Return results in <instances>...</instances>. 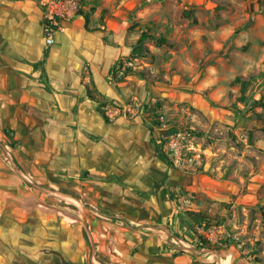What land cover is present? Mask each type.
Segmentation results:
<instances>
[{
    "label": "rangeland",
    "instance_id": "rangeland-1",
    "mask_svg": "<svg viewBox=\"0 0 264 264\" xmlns=\"http://www.w3.org/2000/svg\"><path fill=\"white\" fill-rule=\"evenodd\" d=\"M60 2L63 22L80 18L101 58L111 59L110 83L132 88L124 90L129 109L114 107L144 120L170 172L165 214L212 221L190 220L177 255L264 264V0ZM95 100L107 118L105 99ZM4 121L0 116V264H125L94 236L92 174L50 158L56 154L48 142L20 137ZM174 130L190 134L177 158L162 149ZM143 209L134 214L141 221L166 222L168 214L157 221ZM63 238V245L77 244L79 261L66 258ZM122 243L116 239V248Z\"/></svg>",
    "mask_w": 264,
    "mask_h": 264
},
{
    "label": "crops",
    "instance_id": "crops-1",
    "mask_svg": "<svg viewBox=\"0 0 264 264\" xmlns=\"http://www.w3.org/2000/svg\"><path fill=\"white\" fill-rule=\"evenodd\" d=\"M20 2L0 0V116L4 126L30 141L48 142L56 154L50 158L59 157L64 166L92 174L94 236L102 239L103 249L112 257L125 264H214L207 256L177 255L176 241L192 223L172 211L165 214L169 206L163 205L162 196L170 172L144 120L127 119L129 107L124 103L129 93L125 91L132 88L110 83L111 59L101 58L92 35L80 26V18L64 22L67 28L55 38L54 47L46 46L41 5L21 7ZM98 96L108 105L107 118L95 100ZM114 103L124 105L125 112ZM142 206L141 213L150 211L157 221L166 216V222L149 224L151 217L141 221L134 214ZM114 218L122 225H115ZM65 239L61 247L66 258L78 260L77 244L73 242L77 249L68 255ZM116 239H123L121 250L116 248ZM98 247L94 245L97 253ZM94 263L101 262L94 258Z\"/></svg>",
    "mask_w": 264,
    "mask_h": 264
},
{
    "label": "built area",
    "instance_id": "built-area-1",
    "mask_svg": "<svg viewBox=\"0 0 264 264\" xmlns=\"http://www.w3.org/2000/svg\"><path fill=\"white\" fill-rule=\"evenodd\" d=\"M41 7L43 9V23H42V35L44 44L46 46H52L55 43V38L63 34L65 26L63 19L67 16L62 13L64 10V4L60 0H41ZM190 134L186 131L174 130L171 132L162 149L168 157H180L181 150L183 148L184 141H187ZM241 248V245H239Z\"/></svg>",
    "mask_w": 264,
    "mask_h": 264
},
{
    "label": "trees",
    "instance_id": "trees-1",
    "mask_svg": "<svg viewBox=\"0 0 264 264\" xmlns=\"http://www.w3.org/2000/svg\"><path fill=\"white\" fill-rule=\"evenodd\" d=\"M171 131H169L170 133ZM189 219L195 223L196 225H202V224H210L212 221H210L207 217L198 215V214H189ZM96 261H101L99 259H96Z\"/></svg>",
    "mask_w": 264,
    "mask_h": 264
},
{
    "label": "bare ground",
    "instance_id": "bare-ground-1",
    "mask_svg": "<svg viewBox=\"0 0 264 264\" xmlns=\"http://www.w3.org/2000/svg\"><path fill=\"white\" fill-rule=\"evenodd\" d=\"M65 247H69V248H72V249H76L72 244H70V245H68V243L66 242L65 243V245H64ZM71 246H73V247H71ZM69 251V250H68ZM68 254H70V252H68Z\"/></svg>",
    "mask_w": 264,
    "mask_h": 264
}]
</instances>
